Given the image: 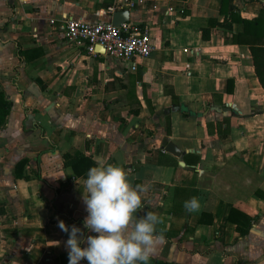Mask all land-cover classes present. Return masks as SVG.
I'll return each instance as SVG.
<instances>
[{"label": "crops", "instance_id": "crops-1", "mask_svg": "<svg viewBox=\"0 0 264 264\" xmlns=\"http://www.w3.org/2000/svg\"><path fill=\"white\" fill-rule=\"evenodd\" d=\"M221 2L128 9V23L149 29L155 49L124 62L89 53L62 29L71 16L112 22L120 0H0V90L11 110L0 126V264H68L59 221L96 235L83 223L87 178L64 164L66 154L120 165L133 186H147L135 216L163 219L148 264H264V88L250 47L233 41L237 26L216 24ZM235 5L251 17L264 0ZM17 45L28 53L20 57ZM193 196L201 208L190 213L184 202ZM232 208L253 218L246 235Z\"/></svg>", "mask_w": 264, "mask_h": 264}, {"label": "clouds", "instance_id": "clouds-1", "mask_svg": "<svg viewBox=\"0 0 264 264\" xmlns=\"http://www.w3.org/2000/svg\"><path fill=\"white\" fill-rule=\"evenodd\" d=\"M84 186L83 202L88 213L84 228L96 235L85 237L75 225L69 232L68 226L59 221V228L69 233L68 264H79L82 259L89 264H148L154 245L163 240L156 232V225L163 219L151 211L140 218L135 216L142 208L147 186H133L122 166L103 162L88 170ZM184 208L190 213L199 211V199L191 197ZM82 243L87 246L82 248Z\"/></svg>", "mask_w": 264, "mask_h": 264}, {"label": "trees", "instance_id": "trees-1", "mask_svg": "<svg viewBox=\"0 0 264 264\" xmlns=\"http://www.w3.org/2000/svg\"><path fill=\"white\" fill-rule=\"evenodd\" d=\"M220 12L224 16V19L223 21H217L216 24L228 29H233L234 25L237 26L233 34V41L237 44H244L250 47L256 74L264 88V5L257 15L247 17L240 13L238 7L235 5V0H222ZM209 33L210 29L204 30L205 37H208ZM17 48V53L20 57L28 53L27 50H22L20 45H17ZM128 101L130 102L131 112L138 115L141 110V102L131 90H128ZM9 104L8 95L5 91L0 90V126H4L8 121L11 111ZM64 157L66 159L64 164L72 166L77 176L87 178L88 170L93 166H98V162L92 155L81 154L74 157L66 154ZM27 162L28 159H22L17 163L16 174L18 176L22 175L20 169ZM3 213L4 208L0 207V215ZM229 219L237 224L242 235H246L252 226L253 218L236 208L231 209Z\"/></svg>", "mask_w": 264, "mask_h": 264}, {"label": "built area", "instance_id": "built-area-1", "mask_svg": "<svg viewBox=\"0 0 264 264\" xmlns=\"http://www.w3.org/2000/svg\"><path fill=\"white\" fill-rule=\"evenodd\" d=\"M145 0H120V5L112 7L111 12L119 9H133ZM55 23V19H51ZM65 37L83 47L89 53L98 54L97 45L104 48L105 55L119 61H132L148 58L154 52L149 29L125 22L115 25L111 21L88 22L73 16L66 18L62 26ZM133 70L136 69L134 65Z\"/></svg>", "mask_w": 264, "mask_h": 264}, {"label": "water", "instance_id": "water-1", "mask_svg": "<svg viewBox=\"0 0 264 264\" xmlns=\"http://www.w3.org/2000/svg\"><path fill=\"white\" fill-rule=\"evenodd\" d=\"M130 20V10L123 9V10H117L113 13L112 22L115 25H121L122 23L128 22ZM96 49L98 51L105 52L104 48L100 45H97ZM162 146L164 147L166 152L171 153L172 155L178 157L180 159V164L184 165L183 161V151L180 149V147L174 143L173 141L169 140L168 138H164L162 141Z\"/></svg>", "mask_w": 264, "mask_h": 264}]
</instances>
